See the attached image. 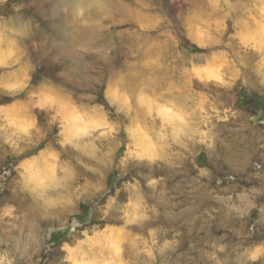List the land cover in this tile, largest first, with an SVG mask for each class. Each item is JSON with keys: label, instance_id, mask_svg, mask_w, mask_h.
Returning <instances> with one entry per match:
<instances>
[{"label": "clouds", "instance_id": "9594fccd", "mask_svg": "<svg viewBox=\"0 0 264 264\" xmlns=\"http://www.w3.org/2000/svg\"><path fill=\"white\" fill-rule=\"evenodd\" d=\"M223 4L254 20L256 13L264 21V0H250L247 4L237 0L235 5L223 0ZM220 8L221 0H206V6L190 10L197 21L186 29L191 44L203 49L220 43L211 35L214 22L206 18ZM66 11L70 17L71 55L79 66V71L71 74L70 83L63 75L59 83H34L39 64L30 56L29 46L0 32V95L26 97L0 104V109L23 103L37 118L31 139L12 135L5 138L9 128L7 124L0 127V264H49L53 250V242L47 239L50 228H63L53 235L59 236L55 250L62 254L57 264H95L90 257L98 255V250L83 249L81 242L94 228L108 225L126 227L148 242L126 248V264H171L173 254L194 234L200 236L202 243L196 264H264V219L251 230L243 225L238 229L206 197L190 195L187 190L183 196L177 192V184L190 181L199 182L203 192L216 178L227 176L264 202V163L253 161L255 149L246 135L256 126L238 99L239 93L244 92L258 97L264 105V63L258 74L250 73V78L229 75L226 67L225 78L240 81L232 88L192 75L194 68L200 66L193 58L201 54L154 57L157 71L141 77L135 58L130 60L131 69L126 60L117 69L110 59L114 48L109 37L120 23L114 18L111 0H68ZM232 14L226 12L225 16ZM193 33H199L201 39H194ZM171 41L172 47H179L174 36ZM129 70L138 73L132 84L127 79ZM121 75L125 77L123 84ZM110 87L128 93L130 110H121L109 101L106 93ZM141 89L175 106L187 121L186 133L179 138L173 139L169 130L168 140L155 159L128 155L136 151L128 129L137 122L153 126L135 100ZM60 100H70L82 113L103 110L114 126L111 135L100 137L99 131L96 133V158L84 156L65 141V113L57 103ZM36 110L46 114L45 123L40 122ZM217 111L222 113L219 118ZM155 127H159L158 121ZM50 133H54L51 139ZM201 133H207L203 141ZM260 139L264 140V132ZM48 148L60 154V164L72 165V177L52 183L47 180V168L42 161L38 162L39 178L36 177L28 162L34 157L38 159ZM201 154L208 157L206 176L193 163ZM141 169L154 175L142 183L137 178V170ZM57 176L63 177L59 164ZM137 202H143L146 218L142 223H129L126 213ZM73 220L80 221L77 229L71 228ZM70 251L75 254L70 255Z\"/></svg>", "mask_w": 264, "mask_h": 264}, {"label": "rangeland", "instance_id": "374dc122", "mask_svg": "<svg viewBox=\"0 0 264 264\" xmlns=\"http://www.w3.org/2000/svg\"><path fill=\"white\" fill-rule=\"evenodd\" d=\"M111 2L114 18L120 21L119 26L114 27L109 37L114 48L110 59L117 69L124 65L125 60L131 69L130 60L135 58L139 62V76L143 77L157 71L158 66L153 63L154 57L163 55L168 58L177 53L184 57L201 54L193 58L200 66L194 68L192 75L205 82L213 81L220 86L232 88L234 84L239 85L240 81L226 79V67L229 68V75L250 78V73L255 71L258 74L264 63V51H260L264 49V21L256 13H253L256 16L255 20L242 16L235 11V7L224 5L221 0V8L206 17L214 22L211 35L219 39L220 43L199 49L187 39L186 29L189 24L197 22L190 15V10L206 6V0H111ZM249 2L250 0H239L241 4ZM230 3L235 5L237 0H230ZM67 8L68 0H0V32L29 46L30 56L39 64L34 83L36 80L59 83L61 75L70 83L71 74L79 71V66L71 55L72 42L68 34L70 17L67 15ZM226 12L233 14L226 17ZM171 36L179 42L178 48L172 47ZM193 38L201 39L199 33H193ZM204 61L207 63L204 64ZM137 76L135 70H129L127 72L129 84L136 82ZM124 81L125 77L121 75L120 83L123 84ZM102 92L101 88V101ZM106 95L113 105L121 110H130L131 105L126 91L110 87ZM13 99L26 97L10 98L0 95V104H9ZM238 99H241L240 106L247 109L252 116V123L256 126L254 131L246 133L255 149L253 161L264 163V140L260 139V134L264 132V105L259 103L258 97H250L244 92L239 93ZM135 100L153 121V126L150 128L137 122L134 127L128 129V136L136 146V151H130L128 155L155 159L163 147V142L168 140L169 130L173 139H177L186 133L187 121L175 106L167 101L162 102L159 96L149 94L143 89L139 91ZM57 103L65 113L63 121L65 141L72 143L84 156L96 158V133L99 131L100 137H104L114 131V126L108 122L103 110L94 109L91 113H82L70 100H60ZM36 115L42 124L46 122L45 113L36 110ZM221 115L222 113L217 111V117ZM223 118L228 119L227 109L223 113ZM36 119L29 106L23 103L0 109V127L7 124L9 128V132L4 133L5 138L12 135L17 139H31ZM157 121L158 128L155 127ZM153 131L156 139H153ZM200 135L202 141L207 137V133ZM49 136L51 139L54 133H50ZM157 140L161 142L159 145ZM207 159V156L201 154L199 160L193 161L200 169L201 175L205 176L208 172ZM39 161L45 164L47 180L52 183L67 180L74 174L72 165L67 162L60 164V154L48 148L39 154L38 159L34 157L33 161L28 162V167L35 170L37 178ZM58 164L63 177L57 176ZM152 175L154 173L146 169L137 170V178L142 183ZM152 183L155 184V181ZM185 190L190 195L198 193L212 201L218 211L235 222L238 229L243 225L246 230H251L257 221L264 219V202H259L248 188L231 177L216 178L212 186L203 192L201 185L196 181L177 184L179 195L183 196ZM172 211L175 212L176 209ZM145 218L146 209L143 202L135 203L131 212L125 216L129 223H142ZM79 226V220L72 221V229ZM57 231H63V228H50L47 234V239L53 242L49 264H57L62 255L55 250V242L59 236L53 235ZM141 243L147 245L148 242L126 227L117 228L112 225L103 229L94 228L81 242L83 249L98 250V255L90 257L95 264H126V248H137ZM201 246L200 236L194 234L173 254L171 264H196ZM65 247L67 248V245ZM74 254L70 251V255Z\"/></svg>", "mask_w": 264, "mask_h": 264}]
</instances>
